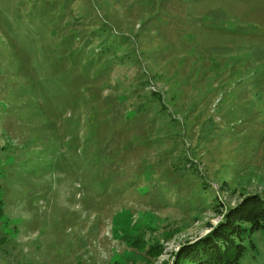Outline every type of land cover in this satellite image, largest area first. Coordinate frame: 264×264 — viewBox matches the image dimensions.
Listing matches in <instances>:
<instances>
[{
    "label": "rangeland",
    "instance_id": "374dc122",
    "mask_svg": "<svg viewBox=\"0 0 264 264\" xmlns=\"http://www.w3.org/2000/svg\"><path fill=\"white\" fill-rule=\"evenodd\" d=\"M0 169V264H173L264 194V0H0Z\"/></svg>",
    "mask_w": 264,
    "mask_h": 264
},
{
    "label": "trees",
    "instance_id": "16d2710c",
    "mask_svg": "<svg viewBox=\"0 0 264 264\" xmlns=\"http://www.w3.org/2000/svg\"><path fill=\"white\" fill-rule=\"evenodd\" d=\"M4 174L0 169V237L5 200L1 189ZM257 230H264V194L249 192L227 207L209 230L193 240L184 242L175 254L173 264H240L247 245L245 238ZM136 246L147 244L139 236H131ZM151 249V248H150ZM157 254L160 252L156 249ZM155 252V253H156Z\"/></svg>",
    "mask_w": 264,
    "mask_h": 264
}]
</instances>
